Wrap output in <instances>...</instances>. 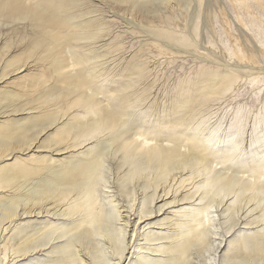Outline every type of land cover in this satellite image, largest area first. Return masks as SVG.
Returning <instances> with one entry per match:
<instances>
[{
	"label": "bare ground",
	"instance_id": "obj_1",
	"mask_svg": "<svg viewBox=\"0 0 264 264\" xmlns=\"http://www.w3.org/2000/svg\"><path fill=\"white\" fill-rule=\"evenodd\" d=\"M79 1L0 0V25L3 18H8L10 25L29 20L34 29L23 54L5 61L0 78L20 69L33 56L49 64L55 73L53 78L59 83L47 84V79L39 77L23 93L0 90V101H17L10 104L11 109L0 112V117L5 116L0 121V161L15 156V163L0 165V224L4 230L11 231L18 217L27 218L18 225L20 233L29 229L19 241L18 251L20 256H27L28 252L42 254L44 258H33L35 264H97L106 243L112 250L108 264H125L131 258L129 250L136 247L141 250V241L145 239L146 243L154 244L153 252L161 254L153 264H181L182 256L192 246L205 244V232L197 231L162 245L159 240L169 236L158 230L172 222L174 216L184 215L188 209L185 204H194L195 192L187 188L191 179L205 171L213 172L217 194H221L237 183L236 177L218 169L217 153L204 137L188 130L196 102L203 93L187 94L180 105L164 107L163 114L154 121L136 116L129 109L135 104L126 99V93H118L114 102L110 98L107 102L97 98L101 89L95 86L91 65L93 60L97 63L98 54L95 49L81 46L80 41L98 37L102 21L89 17L78 21ZM89 11H93L91 6L81 16H87ZM167 34L172 36L170 32ZM4 46V51L11 50V44ZM231 81L232 77H225L220 84L224 86ZM125 85L121 83L118 89L122 91ZM205 91L215 92L209 87ZM55 104L61 105V109H52ZM19 112H27V116L14 119ZM67 114L70 116L66 118ZM57 122L61 125L38 145L52 155H36L29 162L22 160L20 154L32 149L40 136ZM143 123L149 126L143 127ZM91 141L93 147L87 148ZM54 152L69 155L54 158ZM112 163H117L115 180H107L106 170H113ZM103 178L110 188L114 182L130 195L138 185L145 194L138 207L137 199L130 210L117 205L115 216L125 220L120 226L121 239L115 237L110 212L100 204L98 191ZM171 208L174 209L169 211ZM182 226L189 232L193 223ZM128 236L132 238L126 244L123 237ZM250 239L257 242L253 254L264 251L262 238L249 235L230 241L237 245L233 249L236 254ZM140 250L135 252L134 260L129 259L131 264H142L144 255L141 256ZM229 250L232 251V246Z\"/></svg>",
	"mask_w": 264,
	"mask_h": 264
},
{
	"label": "rangeland",
	"instance_id": "obj_2",
	"mask_svg": "<svg viewBox=\"0 0 264 264\" xmlns=\"http://www.w3.org/2000/svg\"><path fill=\"white\" fill-rule=\"evenodd\" d=\"M89 6L93 11L81 16L88 12ZM77 13L78 21L85 17L102 21L97 30L98 37L80 41L81 46L95 49L98 54L97 63L93 60L91 65L95 86L101 89L97 98L104 102L110 98L114 102L118 93H126V99L135 104L129 109L135 111L136 116L144 117L141 120L154 121L164 107L180 105L187 94L203 93L196 102L194 121L188 123V130L204 137L217 153L216 161L220 163L215 162V165L218 169L236 177L237 183L221 194H217L215 173L205 171L191 179L187 188L195 192L194 204H185L188 207L186 213L174 216L163 229L154 228L169 236L168 239L163 236L159 243L166 245L167 241L174 242L185 235L204 231L205 244L192 246L182 256L181 264H264V251L253 254L256 240L246 241L237 254L236 249L233 250L237 245L230 243L234 238L239 240L249 235L264 241V0H80ZM9 22L8 18H3L0 25V48L11 44L9 51L0 49L3 53V56L0 54V71L9 58L23 54L27 39L34 36L29 20L14 21L13 25ZM54 75L47 62L32 56L20 69L0 78V90L23 93L30 90L32 81L40 80L39 77L55 86L59 83ZM225 77H232V81L223 86L220 80ZM121 83L126 84L122 91L118 89ZM208 87L215 92H206ZM14 103L1 100L0 112L11 109L10 104ZM58 108L61 109V105L55 104L52 109ZM26 113L19 112L13 118H23ZM143 124V127L149 126ZM59 125L61 122L50 127L45 136L42 134L35 148L20 154L21 159L29 162L36 155H52L39 149L38 145ZM167 127L172 128L171 125ZM92 143L87 148L93 147ZM67 155L68 152H54L53 157L66 158ZM14 160L15 156L0 161V165L15 163ZM110 165L113 170H106V179L115 180L117 163ZM99 186L100 204L110 212L115 237L121 239L120 226L125 220L115 216L119 209L117 205L130 210L137 201L138 207L145 194L138 185L130 195L114 182L110 188L105 178ZM19 209L21 213L22 204ZM21 218L18 217L11 231L4 230L0 224V264H35L34 257L44 258L42 254L30 252L20 256L18 243L29 230L20 233L18 225L27 219ZM191 221L193 228L187 232L182 223ZM131 238L123 237V241L129 244ZM146 240L141 241V250L137 247L129 250L131 258L125 264L129 259L134 260L135 252L139 250L141 256L144 255V260L139 259L140 263H154L161 254L153 252L151 246L154 244L146 243ZM110 246L106 243L97 264L101 261L108 264L112 257ZM231 246L232 251L229 250Z\"/></svg>",
	"mask_w": 264,
	"mask_h": 264
}]
</instances>
